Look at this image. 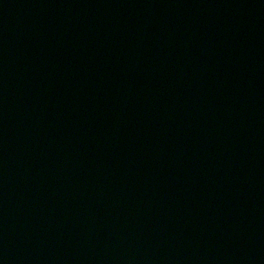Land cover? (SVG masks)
<instances>
[{
  "label": "water",
  "instance_id": "water-1",
  "mask_svg": "<svg viewBox=\"0 0 264 264\" xmlns=\"http://www.w3.org/2000/svg\"><path fill=\"white\" fill-rule=\"evenodd\" d=\"M0 264H264V0H0Z\"/></svg>",
  "mask_w": 264,
  "mask_h": 264
}]
</instances>
